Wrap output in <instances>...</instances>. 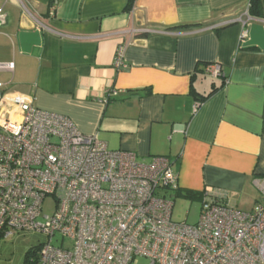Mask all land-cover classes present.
<instances>
[{"label": "crops", "instance_id": "crops-1", "mask_svg": "<svg viewBox=\"0 0 264 264\" xmlns=\"http://www.w3.org/2000/svg\"><path fill=\"white\" fill-rule=\"evenodd\" d=\"M249 1L0 0V64H13L0 86L110 149L168 157L179 194L221 189L251 211L264 177V11L248 17ZM213 63L224 76L205 72Z\"/></svg>", "mask_w": 264, "mask_h": 264}, {"label": "built area", "instance_id": "built-area-1", "mask_svg": "<svg viewBox=\"0 0 264 264\" xmlns=\"http://www.w3.org/2000/svg\"><path fill=\"white\" fill-rule=\"evenodd\" d=\"M5 22L0 12V26ZM123 50L117 66L124 65ZM205 72L224 76L216 63ZM253 183L259 199L251 211L212 189L202 194L197 223L175 221L167 191H178L179 181L168 157L144 162L110 149L68 116L0 86V242L21 231L45 233L37 264H132L136 257L150 264H264V177ZM47 201L51 215H43Z\"/></svg>", "mask_w": 264, "mask_h": 264}, {"label": "rangeland", "instance_id": "rangeland-1", "mask_svg": "<svg viewBox=\"0 0 264 264\" xmlns=\"http://www.w3.org/2000/svg\"><path fill=\"white\" fill-rule=\"evenodd\" d=\"M167 196L174 201L172 217L175 221L195 224L200 218L202 199L187 197L178 191H167ZM53 207L46 202L43 215H51ZM43 220V218H42ZM49 237L40 231L27 230L14 234L0 242V264H25L26 253L40 245L47 243ZM132 264H150L144 257H136Z\"/></svg>", "mask_w": 264, "mask_h": 264}, {"label": "trees", "instance_id": "trees-1", "mask_svg": "<svg viewBox=\"0 0 264 264\" xmlns=\"http://www.w3.org/2000/svg\"><path fill=\"white\" fill-rule=\"evenodd\" d=\"M132 2H133V0H130V3H129L130 6L132 5ZM263 8H264V0H250L249 1L248 15L251 17H255V18H261V17H263V11H264ZM216 90H217V88H214L208 95L202 96L203 98H201V101H204L205 98H208ZM192 92L195 93L194 86L192 87ZM183 194L187 197H200V198H202L203 192L200 195L199 193H197L195 191L189 190L188 192H185ZM39 248H40V246L37 248L31 249L26 253L25 264H37Z\"/></svg>", "mask_w": 264, "mask_h": 264}]
</instances>
